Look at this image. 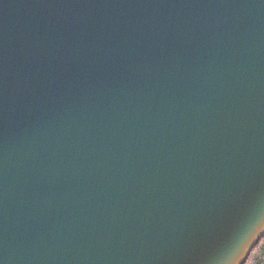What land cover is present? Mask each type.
Returning <instances> with one entry per match:
<instances>
[{"label":"water","instance_id":"1","mask_svg":"<svg viewBox=\"0 0 264 264\" xmlns=\"http://www.w3.org/2000/svg\"><path fill=\"white\" fill-rule=\"evenodd\" d=\"M264 235V0H0V264H243Z\"/></svg>","mask_w":264,"mask_h":264},{"label":"trees","instance_id":"2","mask_svg":"<svg viewBox=\"0 0 264 264\" xmlns=\"http://www.w3.org/2000/svg\"><path fill=\"white\" fill-rule=\"evenodd\" d=\"M243 264H264V235L258 244L251 250L249 257Z\"/></svg>","mask_w":264,"mask_h":264}]
</instances>
